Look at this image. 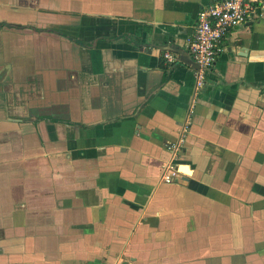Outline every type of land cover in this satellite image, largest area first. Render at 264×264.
<instances>
[{"label": "crops", "instance_id": "1", "mask_svg": "<svg viewBox=\"0 0 264 264\" xmlns=\"http://www.w3.org/2000/svg\"><path fill=\"white\" fill-rule=\"evenodd\" d=\"M214 1L0 0V264H264V0L163 59Z\"/></svg>", "mask_w": 264, "mask_h": 264}, {"label": "built area", "instance_id": "2", "mask_svg": "<svg viewBox=\"0 0 264 264\" xmlns=\"http://www.w3.org/2000/svg\"><path fill=\"white\" fill-rule=\"evenodd\" d=\"M258 2L259 0H216L198 11L193 33L185 47L197 65V68L193 69L196 92L202 88L206 73L222 51V39L232 29L246 21ZM163 59L167 64H174L178 56L174 52L165 50ZM188 130V124H184L180 128L178 138L165 144L172 157L161 167L160 178L164 183H171L180 175V167L176 159L181 152Z\"/></svg>", "mask_w": 264, "mask_h": 264}, {"label": "water", "instance_id": "3", "mask_svg": "<svg viewBox=\"0 0 264 264\" xmlns=\"http://www.w3.org/2000/svg\"><path fill=\"white\" fill-rule=\"evenodd\" d=\"M168 49H169L170 51H172V52L178 54V55H181V57H183L184 60H185L184 62L190 64V65L192 66L193 69H194V68H197L196 62L191 58V56L187 53V51H186L185 49H183V48L174 49V48H169V47H168ZM181 57H180V58H181ZM185 58H186L187 60H186ZM181 60H183V59H181ZM188 61H190V62H188Z\"/></svg>", "mask_w": 264, "mask_h": 264}]
</instances>
